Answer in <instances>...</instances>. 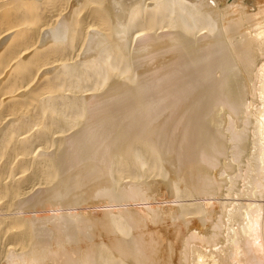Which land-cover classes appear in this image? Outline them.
I'll list each match as a JSON object with an SVG mask.
<instances>
[{"label": "bare ground", "instance_id": "1", "mask_svg": "<svg viewBox=\"0 0 264 264\" xmlns=\"http://www.w3.org/2000/svg\"><path fill=\"white\" fill-rule=\"evenodd\" d=\"M0 264H264V0H0Z\"/></svg>", "mask_w": 264, "mask_h": 264}]
</instances>
